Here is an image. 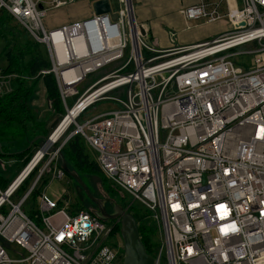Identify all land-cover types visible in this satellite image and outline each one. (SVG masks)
Returning a JSON list of instances; mask_svg holds the SVG:
<instances>
[{"label":"built area","instance_id":"built-area-1","mask_svg":"<svg viewBox=\"0 0 264 264\" xmlns=\"http://www.w3.org/2000/svg\"><path fill=\"white\" fill-rule=\"evenodd\" d=\"M72 1L0 0V19L7 12L48 47L64 104L72 95H79L78 104L91 98L79 115L101 101L118 104L84 123L74 121V134L95 152L109 181L158 224L155 264H264V0H200L184 7L187 20L225 18L227 30L210 42L177 47V57L161 62L163 51L142 33L128 0L112 8L116 21L94 15L47 29L48 11ZM55 30L83 35L85 46L60 59ZM129 45L126 63L80 94L77 86L125 57ZM130 65L134 70L121 74ZM69 71L76 73L66 78ZM1 86L0 93L7 91ZM126 87L125 97L110 96ZM61 146L48 161L45 151L27 171L33 156L7 187L0 185V264H121L124 246L119 235L112 237L114 225L40 190ZM65 173L61 166L54 178ZM37 190L28 214L24 205ZM3 242L25 256L11 258Z\"/></svg>","mask_w":264,"mask_h":264},{"label":"trees","instance_id":"trees-1","mask_svg":"<svg viewBox=\"0 0 264 264\" xmlns=\"http://www.w3.org/2000/svg\"><path fill=\"white\" fill-rule=\"evenodd\" d=\"M10 19L12 17L7 12H4L0 19V28L5 27ZM30 40L31 44L28 46H17L15 43L10 44L4 50V54L0 59V64H4L3 70L6 73L16 74V77L12 80L10 91L0 93V156H6L11 152H19L18 156L24 162L22 169L31 160L35 147L40 145L42 141L41 136L49 134L46 127L49 122V115L46 114L43 118L38 119L39 112L32 105L37 89L39 90L41 86L44 87L46 98L49 102L48 105L51 107V114H53V109L56 113L63 112L60 89L56 76L51 71L52 63L47 47L44 43H40L31 37ZM37 137L41 138L36 140L28 149L31 141ZM62 151L67 154V159L69 157V160L77 170L95 175H103L109 186L112 185L115 189L119 190L101 171L96 161L95 153L81 136L76 135L69 139ZM72 172L75 173V171ZM6 184L9 185L0 176V185L6 187ZM28 186L29 181L19 189L18 194L22 195ZM108 189L114 193L110 187ZM119 192L123 194L122 191L119 190ZM123 196L125 195L123 194ZM115 205L127 209L134 216L147 252L154 255L160 247L161 242L156 238L158 235L157 230L145 222L150 220L147 219L149 211L140 203L132 200L127 204L116 203ZM73 207L75 209H85L78 205L76 207L73 205ZM85 210L101 217L98 210ZM102 220L106 219L102 218ZM106 221L114 222L115 219ZM117 233L120 234V222L113 227L112 234L115 235Z\"/></svg>","mask_w":264,"mask_h":264},{"label":"rangeland","instance_id":"rangeland-1","mask_svg":"<svg viewBox=\"0 0 264 264\" xmlns=\"http://www.w3.org/2000/svg\"><path fill=\"white\" fill-rule=\"evenodd\" d=\"M74 1H76V0H73L72 2H74ZM118 1H119V8H120V5L122 4L123 0H121V2H120V0H118ZM129 1H130V4L132 1L133 8L135 10L134 0H129ZM69 3H71V2H69ZM64 9H66V8H64ZM60 17H61L60 12H58V11L57 12L56 11L50 12V18L52 19V21L58 22ZM195 21H198V20H195ZM45 24H46V18H45ZM192 24H194V23L192 22ZM30 37L31 36L29 35V33L17 21L10 19L8 21V23L5 25V27L0 28V59H1L2 55L4 54V50L12 43L17 44V46H20V45H22V46L27 45L28 46V45H30L31 44ZM247 47L248 46L244 45V46H239L236 49L237 50H244ZM236 49H234V50H236ZM47 51H48V47H47ZM48 55H49V51H48ZM130 55H131V48L129 45L125 51V57H123L122 59H120L118 61H115V62L109 64L108 66H106L102 69H99L97 71L90 73L86 77V79L77 86L80 94H82V92H84L85 89H87L90 85H92L95 81H97L100 77L104 76L106 73L111 72L117 68L118 69L121 68L126 63L128 58L130 57ZM144 55H145V57H149L151 55V53H149L147 51V49H144ZM180 55H182V54H179L178 56H180ZM175 57H177V55L169 57V58H165L162 60L158 59L157 62L170 60V59H173ZM49 58H50V55H49ZM50 60H51V58H50ZM247 65H249V64L247 63ZM3 67H4V64H0V70H1L0 75L2 76L0 78V80H4V81L0 82V86L1 85L4 86V90L7 89V91H5V92H9L10 88H11V84L13 82L12 80L14 79V77H16V74L6 73V71L3 70ZM133 70H134L133 65H130V66H128L127 69L122 71L121 74H127L129 72H132ZM2 86H1V88H3ZM127 89H128L127 87H126V89L125 88H119V89L113 91L110 94V96L116 97V98L117 97H120V98L125 97V95H126L125 90H127ZM45 97H46V93L43 90V86H41L39 90L37 89L36 96H35L34 100L32 101V105L39 112L38 119L43 118L46 114L49 115V122L47 123V126H46L48 131H49V134L47 136H44V137H50L54 132V128H51V124L53 123V121H55L57 119L60 122L62 120V118H65V116H67L69 114V111L67 108L71 109L73 107V105H75V103L79 99V95H72L71 97H68L66 104H64V102L62 104L63 112L62 113H56V112H54V109H53V114H51V107L48 105L49 102L47 101V98L45 99ZM43 98H44V101H43ZM116 107H118V104L114 101H101V102H98L97 104L92 105L89 108H87L81 115L76 117L74 119V121H75V123H77V122L78 123H84L85 121L91 119L95 115L102 113L106 110H110L111 108H116ZM70 115H71V113H70ZM75 123H73L72 125L70 124L71 126L68 127L67 130L65 131V133L57 140L58 142L57 141L54 142L55 148L51 147L52 144L50 145L51 148L49 149L48 154L46 156L47 161L53 155V153L55 152V149L60 147L65 142L67 137H69L71 135H72V137L76 136L74 134V132L76 131ZM72 137H70L69 139H71ZM45 143H46V141L44 139H42L40 145L38 147H35L33 155L43 145H45ZM66 143H64L61 146L62 149L60 150L59 155L56 156L57 158L51 162L50 170L43 176V179H42L40 186H39L40 190L45 191L46 194L48 196H50L51 198H53L54 200H56V199L60 200L61 204L64 207H68L69 209H71L73 207V205L75 207H76V205H78V206L85 208V209H92V210H98L99 211V205L97 203V200H100L104 203L107 211L109 213H112L113 209H114L113 207L116 203L127 204L130 200H132L127 193L123 192V194L125 195V196H123V194H121L119 192V190L115 189L112 185L109 186L107 184V182L105 181V177L103 175H95V174H91V173H87V172H81V171L77 170L75 168L74 164L69 160V157L67 159V154L62 151L63 148L65 147ZM20 152H22V151H20ZM19 154H20L19 152H11V153L7 154L6 156H0V176L2 178H4L7 181V183H9V184L18 175V173L20 172V170L24 166V162L21 160L22 158L20 159V156H18ZM33 155H32V157H33ZM61 155L65 159V163H66L67 167L70 170L75 171L77 178L73 177L67 173H65L64 176L61 178H58V177L54 178L55 169L60 168L62 166ZM34 177H35V174L32 175L30 180H28L29 184L33 181ZM108 187H110L114 191V193H112L108 189ZM19 196H20V194L17 193V195L14 196V199L17 200ZM38 196H39V190H37L35 192V194L33 195L32 199L24 205V210L28 214L30 212L31 203L33 201H36ZM147 219L149 220L150 217H147ZM119 222H120L119 220H115L114 222H110V223L115 226ZM145 222L149 226L152 225V227L157 230L158 235L156 238L158 239V241H161V234L159 232L158 224L151 219L149 221H145ZM118 235L120 236V234H118V233L115 235L112 234V237H117ZM120 239H121V236H120ZM3 245L6 248V250L8 251L11 258L21 259L22 257L25 256V253H23V251L21 254L15 252V249H17V246L15 244L3 242ZM13 264H25V263L14 262Z\"/></svg>","mask_w":264,"mask_h":264},{"label":"crops","instance_id":"crops-1","mask_svg":"<svg viewBox=\"0 0 264 264\" xmlns=\"http://www.w3.org/2000/svg\"><path fill=\"white\" fill-rule=\"evenodd\" d=\"M94 1L96 0H76L58 8H51L46 16V27L49 30H54L74 21H83L91 18L95 15L92 8ZM199 1L134 0L135 17L145 29L150 44L155 49L163 51V54H159L163 55L159 60L175 56L172 51L177 47H194L210 42L227 30L228 24L225 18L215 22H207L205 20L190 21L182 15L181 10L184 7L196 4ZM110 3L114 10L119 8L118 0H110ZM52 11L61 13L58 22L52 21L50 18V12ZM226 11L227 7L223 4L221 13L225 14ZM115 70H118V68ZM43 90L45 92L44 87Z\"/></svg>","mask_w":264,"mask_h":264},{"label":"water","instance_id":"water-1","mask_svg":"<svg viewBox=\"0 0 264 264\" xmlns=\"http://www.w3.org/2000/svg\"><path fill=\"white\" fill-rule=\"evenodd\" d=\"M92 8L95 15L110 14L113 21L117 20L118 13L113 11L110 0H96L93 2ZM142 33H146L145 29H142ZM58 124L59 120L56 119L51 124V128L55 129ZM41 137L46 142L49 140V137ZM41 137H37L31 141L28 149ZM61 157L63 170L67 174L77 178V175L67 167L62 155ZM97 203L100 207L99 214L102 218L106 220L115 219L120 221V236L124 246V255L121 264H155L154 256L147 252L146 247L142 242L138 223L134 216L128 212L127 209L122 208L119 205H115L113 212L109 213L102 201L97 200Z\"/></svg>","mask_w":264,"mask_h":264},{"label":"bare ground","instance_id":"bare-ground-1","mask_svg":"<svg viewBox=\"0 0 264 264\" xmlns=\"http://www.w3.org/2000/svg\"><path fill=\"white\" fill-rule=\"evenodd\" d=\"M128 6L132 10V1H131V4L129 1ZM100 25H101V23H100ZM52 37H53V40L55 41V48L58 52L60 59L65 58L66 55H67V59H68V57H70L72 54L73 48L81 47L82 45L85 46V42L83 44V41H84L83 35H77V36H71L70 34L65 35V33L62 30H55V31H53ZM63 41H65V42L63 43ZM116 42H117V40L112 41L113 44H115ZM75 73H76V71H69L65 74V76H66V78H71ZM90 99L91 98L89 97L85 101L80 102L79 104L76 103L75 105H73V107L71 109L68 110L69 114L67 116H65V118H63L59 122L57 127L54 129L53 134L50 136L51 138H50V140H48L47 144L43 148H41L39 152H37L38 154L36 153L37 155L34 154V157H33L34 160L30 164V166L28 167L27 171L32 167V165L36 161H38L40 159V157L42 156V154L45 153V151L49 150L50 145L53 144L54 142H56L65 133L67 128L70 126V124L73 123L74 119L79 116L81 109L88 103V101ZM70 113H71V115H70ZM33 158H31V159H33Z\"/></svg>","mask_w":264,"mask_h":264}]
</instances>
